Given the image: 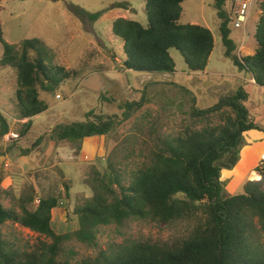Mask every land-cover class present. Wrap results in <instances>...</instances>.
Returning a JSON list of instances; mask_svg holds the SVG:
<instances>
[{"label":"rangeland","instance_id":"374dc122","mask_svg":"<svg viewBox=\"0 0 264 264\" xmlns=\"http://www.w3.org/2000/svg\"><path fill=\"white\" fill-rule=\"evenodd\" d=\"M256 1L243 35L242 30L234 28L232 23L229 25L230 37L237 46L234 54L240 57L253 54L256 48L253 34L263 0ZM214 3L215 0L181 3L179 22L210 29L214 48L204 70L195 72L187 69L178 50L170 49L174 73L133 72L119 65L124 53L123 41L113 34L112 23L123 17L146 25V0H13L5 3L6 9L1 13L4 39L13 44L25 39L41 40L47 48L44 61L51 71L62 66L72 75L61 80L53 91L39 89L40 99L46 102L48 109L32 117L33 125L26 136L15 138L27 119L16 118L19 115L15 98L16 71L0 66V111L15 134L0 138V202L3 206L21 212L22 198H32L31 208L41 197L61 195L62 199L63 181L67 180L70 197L64 205L52 209V224L56 232L73 231L78 221L75 209L92 194L85 181L93 168L104 172L109 163L118 161L120 165L116 167L135 168L153 145L152 139L175 135L187 126L202 125L198 119L190 117L191 107L209 108L244 84L248 91L249 117L257 127L264 129V87L255 85L254 79L249 80V73L239 71L225 56ZM98 12L101 15L93 20L90 15ZM242 44L245 48L238 50ZM128 102H139L140 106L134 105L128 118H124ZM96 115L115 117L120 123L106 136L88 137L81 142L57 139L55 131L59 127L96 119ZM211 118L214 124L220 123L218 115ZM261 133L257 129L243 133L244 144L240 151H232L217 161L222 167L220 180L226 194L241 193L247 180L258 179L255 168L264 164ZM252 163L256 165L250 174ZM189 232L190 227L180 223L129 220L122 225L101 227L97 247L70 239L62 248L67 257L80 259L95 256L99 248L105 249L113 243L170 242ZM0 233L21 252L39 248L42 242L51 243L50 238L12 221L1 225ZM259 240L264 246V232Z\"/></svg>","mask_w":264,"mask_h":264},{"label":"trees","instance_id":"16d2710c","mask_svg":"<svg viewBox=\"0 0 264 264\" xmlns=\"http://www.w3.org/2000/svg\"><path fill=\"white\" fill-rule=\"evenodd\" d=\"M8 1L13 0H0V66L16 71V118L27 119L17 137H24L32 128V117L48 109L40 99L39 89L53 91L72 74L62 66L51 71L44 61L47 48L41 40L25 39L13 44L4 39L1 13ZM183 1L146 0V25L123 17L112 23L113 34L123 41L124 53L119 60L123 69L174 73L170 49H176L189 71L204 70L214 48L213 34L199 24L179 22ZM227 2L214 3L224 54L239 71L249 73L255 85L264 87V0L259 5L260 16L253 34L255 51L243 57L234 54L237 46L230 37ZM100 15L98 12L90 17L96 20ZM245 86L221 97L209 108L191 107L190 117L202 125L152 139L153 145L135 168L116 167L120 161L109 163L104 172L93 168L85 181L92 194L75 209L78 221L73 231L59 233L52 224V209L61 207L70 197L67 180L63 181L62 199L61 195L41 197L31 208L32 198H22L21 212L7 209L0 202V226L16 222L51 239L50 244L42 242L39 248L21 252L0 233V264H264V246L259 240L264 232V164L255 168L259 179L247 180L243 191L234 195L225 193L220 180L222 167L217 164L228 153L240 151L243 133L254 129L264 132L249 117ZM134 105L140 106L139 102L126 103L124 118H128ZM213 115L219 116V124L213 123ZM103 116L63 125L55 135L60 141L78 142L106 136L120 122ZM10 132V124L0 111V138ZM129 220L180 223L190 227V232L170 242L113 243L99 248L95 256L80 259L65 255L64 242L75 239L97 247L101 227L122 225Z\"/></svg>","mask_w":264,"mask_h":264},{"label":"built area","instance_id":"2783aa9c","mask_svg":"<svg viewBox=\"0 0 264 264\" xmlns=\"http://www.w3.org/2000/svg\"><path fill=\"white\" fill-rule=\"evenodd\" d=\"M256 3V0H228L226 9L230 12V23L233 24L234 28L244 32L247 30L248 22ZM56 96L60 98V95ZM262 159H264V155Z\"/></svg>","mask_w":264,"mask_h":264},{"label":"crops","instance_id":"0c3cea01","mask_svg":"<svg viewBox=\"0 0 264 264\" xmlns=\"http://www.w3.org/2000/svg\"><path fill=\"white\" fill-rule=\"evenodd\" d=\"M242 35H243V30H242ZM240 48H238V50L239 49H241V50H243L245 47H244V45L242 44V46H239ZM254 52V51H253ZM249 80H250V78H249ZM248 82H250V81H248ZM17 120H19V119H17ZM21 120V119H20ZM30 132V131H29ZM249 132V131H248ZM262 133H261V137H263L264 136V132L263 131H261ZM8 134H10V135H15L13 132H10V133H8ZM7 135V134H6ZM27 135V134H26ZM5 136V135H4ZM8 136V135H7ZM93 137V136H92ZM16 138V137H15ZM18 138V137H17ZM13 141H15L16 142V140H13ZM15 142H14V146H15ZM94 145H97V143H95ZM248 147H245V149H247ZM244 149V150H245ZM243 150V151H244ZM243 151H242V155H243ZM263 153V152H262ZM241 155V156H242ZM255 163V162H254ZM254 163H252V167H251V169H250V174H251V172H252V169H253V167L256 165V164H254ZM237 167H238V165L235 167L236 169H237ZM234 171H235V169H234ZM222 174V173H221ZM256 174V173H255ZM256 175H258V174H256ZM258 179H259V175H258Z\"/></svg>","mask_w":264,"mask_h":264}]
</instances>
